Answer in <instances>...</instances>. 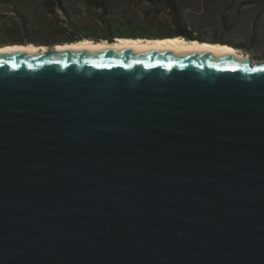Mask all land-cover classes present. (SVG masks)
<instances>
[{
	"label": "water",
	"instance_id": "95a60500",
	"mask_svg": "<svg viewBox=\"0 0 264 264\" xmlns=\"http://www.w3.org/2000/svg\"><path fill=\"white\" fill-rule=\"evenodd\" d=\"M235 50L0 49V264H264V60Z\"/></svg>",
	"mask_w": 264,
	"mask_h": 264
},
{
	"label": "rangeland",
	"instance_id": "374dc122",
	"mask_svg": "<svg viewBox=\"0 0 264 264\" xmlns=\"http://www.w3.org/2000/svg\"><path fill=\"white\" fill-rule=\"evenodd\" d=\"M105 3V10H101L88 0H0V44L20 40L33 43L72 38L91 40L106 34L118 36L138 31L168 37L174 32L172 22L178 15L203 40L229 44L253 60H264V0H105Z\"/></svg>",
	"mask_w": 264,
	"mask_h": 264
},
{
	"label": "bare ground",
	"instance_id": "6f19581e",
	"mask_svg": "<svg viewBox=\"0 0 264 264\" xmlns=\"http://www.w3.org/2000/svg\"><path fill=\"white\" fill-rule=\"evenodd\" d=\"M67 46L69 49L75 46L76 48H144V49H174V50H212L219 52H231L235 53L236 50L230 45H219L211 44L208 42L200 43L198 41L186 40L182 37H163L157 39H129V38H118L116 41L110 43L106 40L94 42L92 40L82 39L72 43L55 44L54 47L61 49ZM50 47V46H49ZM53 47V46H52ZM5 50H47V46H35L33 44L26 45H4L0 46V49Z\"/></svg>",
	"mask_w": 264,
	"mask_h": 264
},
{
	"label": "trees",
	"instance_id": "16d2710c",
	"mask_svg": "<svg viewBox=\"0 0 264 264\" xmlns=\"http://www.w3.org/2000/svg\"><path fill=\"white\" fill-rule=\"evenodd\" d=\"M93 3L97 6L100 7V3H102V1L99 0H93ZM173 9H174V5ZM172 24H174L175 28H174V32L171 36L168 37H182L185 38L186 40H190V41H196L198 40V42L203 43L205 40H203L197 33V31H193L191 29H189L187 27V24L182 23L180 18L178 17V15L175 16L174 21L172 22ZM228 29V28H227ZM143 38V39H157V38H163V37H158V36H152L149 34H146L145 32H125V34H119L118 36H116V38ZM108 42H113V40H108ZM211 44H220V45H224V43H219L217 41H209Z\"/></svg>",
	"mask_w": 264,
	"mask_h": 264
},
{
	"label": "flooded vegetation",
	"instance_id": "af4514ba",
	"mask_svg": "<svg viewBox=\"0 0 264 264\" xmlns=\"http://www.w3.org/2000/svg\"><path fill=\"white\" fill-rule=\"evenodd\" d=\"M88 1H92L93 2V0H88ZM99 1H101V0H99ZM103 2L102 3H100V9L101 10H105V6L103 7V3L106 5V3H105V0H102ZM94 4V3H93ZM93 6H96L95 4L93 5ZM107 6V5H106ZM122 34H125V33H122ZM129 38V37H128ZM135 38H138V37H135ZM82 39H88V38H72L71 40H69V41H61V40H58V41H56V42H54V43H33V42H31V41H25V40H20V41H16V42H14V43H3V44H0V46H4V45H13V44H18V45H25V44H34V45H41V46H47V47H52V46H54L55 44H61V43H69V42H73V41H79V40H82ZM114 39H118V38H116V35H108V34H106V35H101V36H98V37H95V38H92L91 40L92 41H94V42H98V41H100V40H106V41H108V40H114ZM115 40V41H116ZM114 42V41H113ZM112 43V42H111Z\"/></svg>",
	"mask_w": 264,
	"mask_h": 264
},
{
	"label": "crops",
	"instance_id": "0c3cea01",
	"mask_svg": "<svg viewBox=\"0 0 264 264\" xmlns=\"http://www.w3.org/2000/svg\"><path fill=\"white\" fill-rule=\"evenodd\" d=\"M209 42V41H208ZM220 45V44H219ZM224 45H229V44H224Z\"/></svg>",
	"mask_w": 264,
	"mask_h": 264
}]
</instances>
